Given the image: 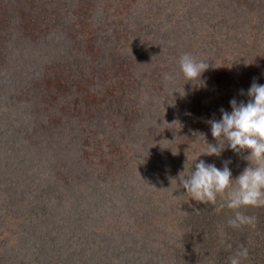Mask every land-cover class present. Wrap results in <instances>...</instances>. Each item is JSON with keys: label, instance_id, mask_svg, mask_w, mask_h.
<instances>
[{"label": "rangeland", "instance_id": "rangeland-1", "mask_svg": "<svg viewBox=\"0 0 264 264\" xmlns=\"http://www.w3.org/2000/svg\"><path fill=\"white\" fill-rule=\"evenodd\" d=\"M253 82L264 0H0V264H230L242 247L264 264V207L233 228L180 184L200 160L249 166L227 145L197 156Z\"/></svg>", "mask_w": 264, "mask_h": 264}, {"label": "clouds", "instance_id": "clouds-1", "mask_svg": "<svg viewBox=\"0 0 264 264\" xmlns=\"http://www.w3.org/2000/svg\"><path fill=\"white\" fill-rule=\"evenodd\" d=\"M179 64L185 79L191 82L199 81L201 74L209 67L208 63L188 53L180 57ZM241 94H244L243 90ZM247 96V103L232 99L231 112L221 109L220 120L208 121L217 143L213 145L206 141L207 147L197 157L202 154L219 157L227 145L237 154L248 151L250 154L244 159L250 162L249 166L233 179L228 167L230 161H225L221 170L215 164L200 160L195 164L194 171L191 167L180 177L181 186L186 189L188 197L195 201L215 206L217 198H221L224 203L220 207L226 206L234 212V216L228 220V225L233 228L255 227L256 217L245 215L241 208L264 207V85L253 82ZM247 257L248 249L242 247L230 257V264H243Z\"/></svg>", "mask_w": 264, "mask_h": 264}, {"label": "trees", "instance_id": "trees-1", "mask_svg": "<svg viewBox=\"0 0 264 264\" xmlns=\"http://www.w3.org/2000/svg\"><path fill=\"white\" fill-rule=\"evenodd\" d=\"M31 187H33V186H31ZM33 190H34V188H33ZM14 191V190H13ZM13 191L10 193V196H12V194H13ZM19 194V196L22 198L23 197V200L24 201H29V198H30V195H31V191H27V192H21V193H18ZM10 196H9V198H10ZM8 198V199H9ZM10 201H12V203L14 202V201H16L14 198H11L10 199ZM23 204V203H22ZM25 214H26V212H25ZM203 215H201V217H202ZM200 233V232H199ZM182 246V243L180 244V247ZM189 246H186V249H185V251L184 252H186V251H188V248ZM234 249V251L236 250L235 248H233ZM180 251H183V249H180ZM252 252V251H251ZM251 252H249L248 251V255H251ZM189 253H191V251L189 252ZM183 254H185V253H183ZM254 262H256V260H254Z\"/></svg>", "mask_w": 264, "mask_h": 264}]
</instances>
